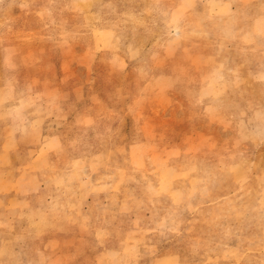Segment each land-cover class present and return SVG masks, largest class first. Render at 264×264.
I'll use <instances>...</instances> for the list:
<instances>
[{
	"label": "rangeland",
	"instance_id": "1",
	"mask_svg": "<svg viewBox=\"0 0 264 264\" xmlns=\"http://www.w3.org/2000/svg\"><path fill=\"white\" fill-rule=\"evenodd\" d=\"M11 117L0 264H264V0H0Z\"/></svg>",
	"mask_w": 264,
	"mask_h": 264
},
{
	"label": "crops",
	"instance_id": "2",
	"mask_svg": "<svg viewBox=\"0 0 264 264\" xmlns=\"http://www.w3.org/2000/svg\"><path fill=\"white\" fill-rule=\"evenodd\" d=\"M22 126V122L18 121L16 119V117H11L8 121H6L5 124V130L1 136V140H0V155L1 156H5V158H22L20 153H18L17 150L11 148L9 146V143H13V142H18L21 138H20V133H19V128L20 126ZM53 150H48L47 153H44V157L45 155H48L52 152ZM42 155L40 154V157ZM44 159V158H43ZM1 170L4 171H8L11 172L15 177L13 178L14 182H18L17 181V171H18V167L16 166V164H4L1 165L0 167ZM23 171V169L21 170ZM29 174V173H27ZM3 179V177L1 178ZM12 180V178H11ZM21 180V179H18ZM38 183H39V179H38ZM4 185V184H3ZM15 186V185H14ZM41 187V184H40ZM40 192L39 188L36 189L35 191H32L29 193V195L26 197L20 193H18L16 190H11V188L9 189V191H1L0 194L1 196H3L2 198L5 200V203L8 202H14L16 204V207H21L22 204H24V201L30 200L32 201V199H36V196L38 193ZM4 209H8V208H4ZM7 211V210H6ZM3 212L0 213V218L2 219H6L9 220L10 218V214L11 212ZM17 212V210H16ZM55 240H51L49 245H54ZM51 248L49 246L46 247V249L43 251L44 253L47 252L48 250H50Z\"/></svg>",
	"mask_w": 264,
	"mask_h": 264
}]
</instances>
